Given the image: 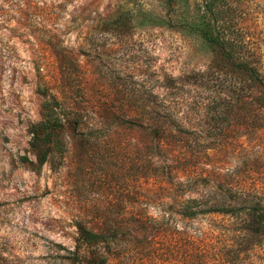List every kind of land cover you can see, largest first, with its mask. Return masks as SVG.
<instances>
[{
    "label": "rangeland",
    "instance_id": "1",
    "mask_svg": "<svg viewBox=\"0 0 264 264\" xmlns=\"http://www.w3.org/2000/svg\"><path fill=\"white\" fill-rule=\"evenodd\" d=\"M177 1L194 12L198 0ZM228 1L229 36L264 69V0ZM127 11L131 27H113ZM167 12L164 0H0V264H77L79 223L132 230L148 196L213 197L223 183L256 186L264 203V108L230 89L222 57L169 26ZM53 42L75 66L60 69ZM164 100L182 133L157 140L143 128ZM48 102L66 124L61 150L45 127ZM135 117L141 126L121 124ZM168 159L182 170L175 191L163 189ZM124 252L113 264H139L132 246ZM248 255L245 264L263 257L260 246Z\"/></svg>",
    "mask_w": 264,
    "mask_h": 264
},
{
    "label": "trees",
    "instance_id": "2",
    "mask_svg": "<svg viewBox=\"0 0 264 264\" xmlns=\"http://www.w3.org/2000/svg\"><path fill=\"white\" fill-rule=\"evenodd\" d=\"M177 2L164 0L169 13V26L198 36L206 47L218 53L230 69V89L240 97H254L264 108V69L261 61L259 59L255 62L250 55L242 52L244 41L229 36L231 26L226 19L234 12L231 3L228 0H198L194 12L189 10L188 4L180 12L176 8ZM131 22V14L127 11L111 25L114 27L121 24L128 28ZM45 45L54 54L60 69L75 66L73 60L67 62L71 55L69 47L54 42ZM210 71L212 68L209 72L197 73L192 77H195V82L204 81ZM159 108L163 115L150 119L148 126L143 129L157 140L168 139L172 127L182 133L172 103L164 100ZM45 110L48 112L45 127L49 131V139H53L55 148L61 150L66 124L50 108L49 102L45 104ZM139 118L122 120L121 124L130 128L141 126L143 122ZM96 129L102 131L101 127ZM166 145L162 146L164 150ZM150 149L153 150L152 147ZM175 162V159H168L160 166L164 191H175L174 188L184 185L172 181L173 177H178L177 174L182 172L174 166ZM258 190L256 186L221 183L215 188L216 195L213 197L206 195L200 199L191 198L172 204L148 196L141 205L145 210L132 213V230L113 228L100 232L79 223L77 246L75 250L69 251L68 260L77 264H113L125 258L122 254L127 246H132L140 256L139 264H245L243 256L249 254L250 257V253L260 246L263 257L247 264H264V203L259 200L261 197ZM154 202H157L154 206L158 211L157 216L147 212ZM174 209L177 210L174 212ZM199 223L205 226L199 227Z\"/></svg>",
    "mask_w": 264,
    "mask_h": 264
}]
</instances>
